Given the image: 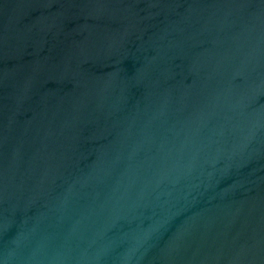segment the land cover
Instances as JSON below:
<instances>
[{
	"label": "water",
	"instance_id": "1",
	"mask_svg": "<svg viewBox=\"0 0 264 264\" xmlns=\"http://www.w3.org/2000/svg\"><path fill=\"white\" fill-rule=\"evenodd\" d=\"M0 264H264V0H0Z\"/></svg>",
	"mask_w": 264,
	"mask_h": 264
}]
</instances>
